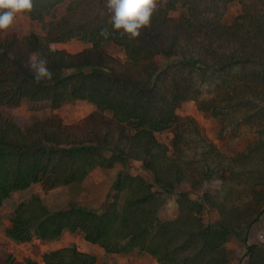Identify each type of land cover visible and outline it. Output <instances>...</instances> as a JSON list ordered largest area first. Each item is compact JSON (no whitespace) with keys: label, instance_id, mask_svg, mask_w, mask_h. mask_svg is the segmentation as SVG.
I'll return each mask as SVG.
<instances>
[{"label":"trees","instance_id":"1","mask_svg":"<svg viewBox=\"0 0 264 264\" xmlns=\"http://www.w3.org/2000/svg\"><path fill=\"white\" fill-rule=\"evenodd\" d=\"M63 1L33 0L28 13L44 22L45 13ZM232 1L242 5V12L225 24L221 9ZM95 2L105 16L95 9L83 23L69 24L68 18L51 23L45 37L31 33L17 52L3 50L0 37V206L12 192L33 183L45 190L59 185L82 187L94 167L113 168L117 162L121 169L104 189L108 196L118 195L101 214L74 203L51 214L36 197L30 205H18L7 235L29 241L34 223L41 220L38 231L43 238L57 237L63 229H82L86 240L108 252L128 254L140 249L160 264H230L229 243L235 237L247 248L248 264H264V248L247 244L248 229L264 213V0H157L150 24L135 38L112 28L105 0ZM83 7V0L68 5L70 11ZM178 10L179 15L172 14ZM74 37L92 42L93 47L69 53L51 46ZM108 41L124 48L125 63L106 52ZM33 54L47 59L51 79H34L29 66ZM159 56L171 58L165 74L157 66ZM171 66L176 70L170 72ZM70 68L73 72L65 74ZM77 99H89L99 109L77 127L62 126L55 116L25 124L11 113L24 101L38 115L44 105L55 108ZM189 100H195L202 111L227 118L226 125L222 123L225 137L258 131L263 138L254 150L228 157L198 131L193 119L176 115L177 107ZM107 109L114 118L99 114ZM127 125L135 131L131 135L124 131ZM112 126L130 140L135 159L143 161L161 187L173 192L184 178L190 188H205L202 201L179 192V215L160 222L158 211L164 199L144 178L126 172L128 154L117 147L108 155V148L94 144V136L84 133L103 140L113 133ZM172 126L176 150L170 153L156 133ZM193 132L199 146L209 147L200 160V152L190 155L182 144ZM124 190L131 197L119 205L116 200ZM206 205L214 209L208 222L203 218ZM45 260L47 264H96L93 254L70 248L49 252ZM0 264L19 263L7 254L0 256Z\"/></svg>","mask_w":264,"mask_h":264},{"label":"rangeland","instance_id":"2","mask_svg":"<svg viewBox=\"0 0 264 264\" xmlns=\"http://www.w3.org/2000/svg\"><path fill=\"white\" fill-rule=\"evenodd\" d=\"M156 1L157 0H155V3ZM71 2L72 0H65L54 8H51L50 12L45 13L44 22L32 19L28 11L17 13L14 23L8 29L0 30V37L3 40L2 43H5L3 50L8 51L10 49L17 52L16 49L22 46L24 39H27V36L31 33H37L39 36L45 37L48 34V26L51 23L64 22V20L68 18L69 24H79L83 23L91 14H93L95 9L99 11L98 7L95 5V0H83L84 7L82 9H76L75 11H70L68 9V5H70ZM104 5L107 7V0H105ZM241 12L242 5L238 1H232V3L228 4L224 9H221V18L225 24H231ZM99 13L100 16H105L103 11H99ZM172 14L179 15L180 10L172 12ZM108 17L109 21H111L110 13ZM12 42L14 43V48L11 47ZM51 46L53 48L65 50L69 53H78L84 49L93 47V44L87 40L74 37L65 42L52 43ZM104 48L111 56L117 58L120 62L125 63L127 57L126 53H124L125 50L121 45H118L113 41H108L104 45ZM0 52L2 53L1 48ZM157 59V66L160 67L161 70L164 67L167 68V66L171 64L170 57L159 56ZM170 69V72H172L175 68L171 66L169 70ZM71 70L72 68L65 69V74L73 72ZM85 70L86 72H89L88 69ZM164 70H162V74H165L167 71L165 68ZM106 71L111 72L110 69H106ZM199 78L202 77L199 76ZM167 83L168 85L172 83V77L168 78ZM210 88L213 89V86ZM97 111H99V109L91 100L77 99L75 101L63 103L55 108L48 104L44 105V107L39 108L38 112L36 111L38 115H34L28 107V102L24 101L20 106L18 105L13 108L11 113L13 117L20 119L19 122L25 124L30 123V125H32L35 123L34 121L37 117L39 119H46V117L55 116L60 122H62V126L77 127L85 125L86 123L84 121ZM99 114H102L104 117L114 118L113 111L110 109L104 110L103 112L100 111ZM176 115L179 116L180 119H193L196 122L198 131L209 138L216 145L218 150H221L223 154L230 158L240 153H246L249 149L254 150L256 144H259L260 138H263V135L258 131L238 135L231 133L229 136L225 137V132H222V123L224 122L226 125L227 118L223 120V116L215 117L209 112L200 110L195 100L183 102L181 106L177 107ZM98 118L99 121H104V118L100 116H98ZM174 126L156 133L157 140L166 145L170 153H172L173 150H176L173 145L175 144ZM227 126L230 128L229 125ZM124 131L129 135L135 132L130 125L125 126ZM112 132L114 134L110 133L109 135L103 136V140L96 138L94 133H87L86 131L84 133L87 137L94 136V144L108 148V155H112L113 152L110 150L117 147L128 154L129 161L126 167V172L131 176H140L144 178L147 182L152 184L157 193L160 192L159 194L162 199H164L162 201L164 203L158 211V220L160 222L175 219L179 215V206L177 203V194L179 192H187V195L193 200L202 201V194L205 188H202V186L194 189L190 188L187 186L189 183H187L184 178L176 184L177 188L173 192H169L166 188L161 187L153 179L149 170L145 169L143 161H141V159H135V149L130 140L120 136L121 132L118 127L112 126ZM60 137L64 138L63 135ZM196 138L195 132H193L187 136L186 140L188 143H185L183 140L182 144H184V150L190 155L193 154L194 150L198 153L200 152L197 156L200 160L202 158L201 153L203 150H209V147L205 145L204 148L203 143L199 146L197 143L199 140ZM66 147H69V145L64 146L63 148ZM181 148L183 147L181 146ZM121 166V163L117 162L113 168L103 169L100 166L94 167L91 170L88 180L85 183H81L82 187H78L77 185H59L55 188L45 190L42 184L33 183L27 189L12 192L10 197L0 206V256L9 254L19 264H28V260L40 264V260L46 262L45 254L62 248H70L76 249L79 252L93 254L96 257V264H160L154 255L140 249H135L128 254L108 252L103 246L86 240L85 232L82 229H63L61 234L57 237L43 238L39 236L38 231V225L41 220H37L34 223L33 237L29 241L19 242L13 240L6 233L18 205L23 202L30 205L36 197L41 199V203L45 205L47 211L51 214L57 211L66 210L72 203L96 210L98 211L97 213L100 214L104 213L109 209L110 203L114 202L118 195L117 193L112 192L108 196L104 187L109 183L111 176L121 169ZM119 194L120 196L116 200L119 205L131 197L127 190H124ZM213 213L214 209H210L209 206L206 205L203 214L205 222L212 219ZM247 244H259L261 248H264V213L248 229ZM229 245L232 249V260L230 264H248V258L246 257L247 248L245 244L235 237H231Z\"/></svg>","mask_w":264,"mask_h":264},{"label":"clouds","instance_id":"3","mask_svg":"<svg viewBox=\"0 0 264 264\" xmlns=\"http://www.w3.org/2000/svg\"><path fill=\"white\" fill-rule=\"evenodd\" d=\"M155 7V0H107L112 28L122 29L132 38L139 36L140 30L150 24ZM32 8L33 0H0V30L8 29L14 23L17 13L31 11ZM101 34L107 36V31L102 30ZM47 64L44 57L35 54L29 57V66L37 82L52 78L53 73Z\"/></svg>","mask_w":264,"mask_h":264},{"label":"built area","instance_id":"4","mask_svg":"<svg viewBox=\"0 0 264 264\" xmlns=\"http://www.w3.org/2000/svg\"><path fill=\"white\" fill-rule=\"evenodd\" d=\"M39 263L40 264H46V262H44V260H40Z\"/></svg>","mask_w":264,"mask_h":264}]
</instances>
